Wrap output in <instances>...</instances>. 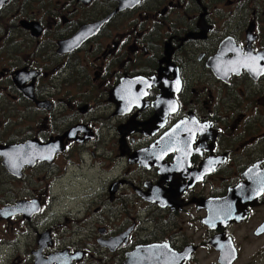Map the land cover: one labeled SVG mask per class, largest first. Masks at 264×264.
<instances>
[{
	"label": "flooded vegetation",
	"instance_id": "flooded-vegetation-1",
	"mask_svg": "<svg viewBox=\"0 0 264 264\" xmlns=\"http://www.w3.org/2000/svg\"><path fill=\"white\" fill-rule=\"evenodd\" d=\"M0 264H264V0H0Z\"/></svg>",
	"mask_w": 264,
	"mask_h": 264
},
{
	"label": "rangeland",
	"instance_id": "rangeland-1",
	"mask_svg": "<svg viewBox=\"0 0 264 264\" xmlns=\"http://www.w3.org/2000/svg\"><path fill=\"white\" fill-rule=\"evenodd\" d=\"M90 166V159L86 158L85 164L81 166L75 165L73 171L70 172L71 176L63 180V201L61 207H64V212H73L71 216L78 220H83V214L78 215L76 207L82 210L90 205V201H88L86 196L90 190H93V183L89 178L95 177L98 182L100 177L99 170L97 168L94 170L95 168ZM100 184L99 182L98 188H100Z\"/></svg>",
	"mask_w": 264,
	"mask_h": 264
},
{
	"label": "water",
	"instance_id": "water-1",
	"mask_svg": "<svg viewBox=\"0 0 264 264\" xmlns=\"http://www.w3.org/2000/svg\"><path fill=\"white\" fill-rule=\"evenodd\" d=\"M31 144L30 143H27V144H23L21 145L20 147H16L15 149L12 147V148H9V151L8 149H5L6 152H8L9 154H13V152H16L17 149H20V148H24V147H29ZM36 145V144H35ZM35 148H38V153L36 156L32 157L30 160H35V159H38L39 158H45V157H50L51 155H53L54 153V148L51 146V145H37V146H34ZM55 147V146H54ZM40 152V153H39ZM16 157V156H15ZM11 158L13 159V156H11ZM11 158H7L6 157V161H5V164L9 165L8 162H11L12 159ZM8 159V160H7ZM14 163V162H13ZM12 163V164H13ZM42 239V238H41Z\"/></svg>",
	"mask_w": 264,
	"mask_h": 264
},
{
	"label": "snow or ice",
	"instance_id": "snow-or-ice-1",
	"mask_svg": "<svg viewBox=\"0 0 264 264\" xmlns=\"http://www.w3.org/2000/svg\"><path fill=\"white\" fill-rule=\"evenodd\" d=\"M177 89H179L180 82L179 80L176 81Z\"/></svg>",
	"mask_w": 264,
	"mask_h": 264
}]
</instances>
